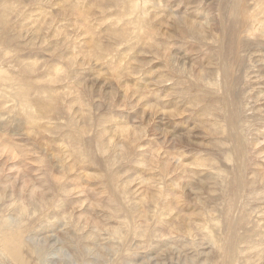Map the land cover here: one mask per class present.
Segmentation results:
<instances>
[{
	"label": "rangeland",
	"instance_id": "rangeland-1",
	"mask_svg": "<svg viewBox=\"0 0 264 264\" xmlns=\"http://www.w3.org/2000/svg\"><path fill=\"white\" fill-rule=\"evenodd\" d=\"M0 264H264V0H0Z\"/></svg>",
	"mask_w": 264,
	"mask_h": 264
},
{
	"label": "bare ground",
	"instance_id": "bare-ground-1",
	"mask_svg": "<svg viewBox=\"0 0 264 264\" xmlns=\"http://www.w3.org/2000/svg\"><path fill=\"white\" fill-rule=\"evenodd\" d=\"M5 248L7 249V251L6 250H4V249H2V250H0V256H2V257H6V256H8L9 258H7L6 260H8V261H10V263H15V260H16V262H20V260L18 259V257H19V248L18 247H15V243L14 244H11L10 242H9V239H5Z\"/></svg>",
	"mask_w": 264,
	"mask_h": 264
}]
</instances>
